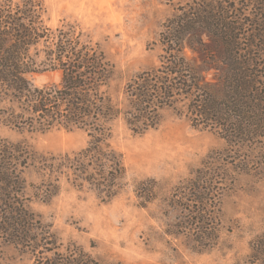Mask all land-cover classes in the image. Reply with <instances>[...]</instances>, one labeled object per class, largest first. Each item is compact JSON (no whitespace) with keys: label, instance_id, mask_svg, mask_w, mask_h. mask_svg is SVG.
<instances>
[{"label":"trees","instance_id":"1","mask_svg":"<svg viewBox=\"0 0 264 264\" xmlns=\"http://www.w3.org/2000/svg\"><path fill=\"white\" fill-rule=\"evenodd\" d=\"M80 35L73 26L49 27L40 0L0 3V122L33 133L81 129L88 137L80 151L50 157L0 139V240L28 249L32 264H100L78 246L64 248L29 208L24 174L33 168L39 175L34 195L43 202L58 194L62 178L102 202L113 200L125 175L110 143L118 119L143 134L171 109L224 139L217 154L224 171L248 167L241 157L264 154V0H188L163 25L158 65L133 75L121 101L111 95L114 64ZM46 72L60 73V81H31ZM216 162L197 170L184 188L187 197L181 191L174 197L185 214L180 227L200 239H213L218 225ZM142 193L150 202L152 188ZM251 256L264 264V233Z\"/></svg>","mask_w":264,"mask_h":264},{"label":"rangeland","instance_id":"2","mask_svg":"<svg viewBox=\"0 0 264 264\" xmlns=\"http://www.w3.org/2000/svg\"><path fill=\"white\" fill-rule=\"evenodd\" d=\"M40 1L49 27L73 26L81 42L100 46L116 68L111 95L121 101L133 75L158 65L163 25L188 0ZM30 79L37 86L58 83L60 73ZM160 114L159 126L143 134L132 132L123 119L113 123L110 143L125 166L113 200L102 202L90 189L78 190L62 178L58 194L43 202L34 195L39 175L28 168L24 177L29 208L64 248L78 246L100 264H259L251 254L254 239L264 233V154L241 157L248 167L224 171L217 156L226 147L224 139L192 127L171 109ZM0 139L44 157L78 152L88 141L81 129L33 133L3 122ZM212 158H217L213 173L220 182L212 191L219 200L218 225L213 239H200L186 224L180 227L185 214L174 197L179 191L187 197L186 184ZM151 188L150 202L142 201V190ZM32 262L28 249L0 240V264Z\"/></svg>","mask_w":264,"mask_h":264}]
</instances>
